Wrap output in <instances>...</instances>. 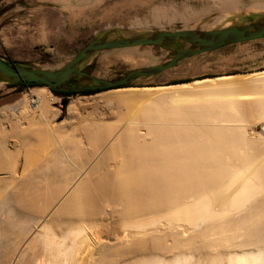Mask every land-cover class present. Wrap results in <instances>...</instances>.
<instances>
[{"label": "bare ground", "instance_id": "1", "mask_svg": "<svg viewBox=\"0 0 264 264\" xmlns=\"http://www.w3.org/2000/svg\"><path fill=\"white\" fill-rule=\"evenodd\" d=\"M214 2L202 27L264 13ZM32 91L0 111V264H264V73L116 89L70 129Z\"/></svg>", "mask_w": 264, "mask_h": 264}, {"label": "rangeland", "instance_id": "2", "mask_svg": "<svg viewBox=\"0 0 264 264\" xmlns=\"http://www.w3.org/2000/svg\"><path fill=\"white\" fill-rule=\"evenodd\" d=\"M214 1L0 0V55L7 60L16 61L29 67L57 70L70 62L83 47L95 38H118L126 33H151L160 30L176 31L221 27L222 25L217 24L213 26L210 24L207 26L208 28L201 26L216 15L215 11H210L215 4ZM238 2L239 7L245 10L252 4L264 2V0H238ZM158 13H161L162 17L160 21L155 22L154 16ZM262 16L264 13L246 15L241 23H253ZM166 17L173 19L169 22V20H165ZM195 21L198 22L194 23ZM184 46L182 43H174L161 46L146 45L105 49L92 55L81 68L95 77L109 80L118 79L133 69L167 62ZM130 51L137 52L131 55L134 56V59H123L122 53ZM147 54L153 56L156 61L154 63L145 61ZM251 73H264V38L227 45L214 51L183 59L170 69L156 75L138 78L129 84V87L123 88L169 86L198 79H215L220 76ZM72 83L75 85L94 84V81L90 76H76L72 78ZM36 87H47L56 98L52 105L59 112L57 122H62L63 129L81 128L83 124L89 125L99 117V112L103 109L111 119L113 118L112 120L119 117L115 111L121 107L111 110L112 108L105 107L107 106L105 101L99 99L120 88L65 93L59 90L54 92L47 85H14L2 80H0V111L8 104L19 101L24 94H28L30 106L35 109L34 114L37 115L39 113L36 109L38 97L32 91ZM78 98H82L85 104L81 106L75 104L74 101ZM65 100L66 103H64ZM99 107L100 109H98ZM113 109L115 108L113 107ZM122 109L126 110L124 106ZM101 116L106 118V115ZM263 126L264 124H256V128L252 126L249 131L255 129V132H262L264 131ZM13 140L10 138V143H13L14 147L18 140L14 141L15 143ZM16 145L15 150L19 144ZM28 145L30 150L32 145ZM19 147L24 149L22 146ZM261 147L262 145H258V148ZM14 149L12 148V152L15 153ZM18 149L15 154L16 158L24 157L21 149ZM14 153L12 154L15 158Z\"/></svg>", "mask_w": 264, "mask_h": 264}, {"label": "water", "instance_id": "3", "mask_svg": "<svg viewBox=\"0 0 264 264\" xmlns=\"http://www.w3.org/2000/svg\"><path fill=\"white\" fill-rule=\"evenodd\" d=\"M264 38V16L253 23L233 24L221 28L181 29L176 31L160 30L151 33H138L118 38H95L83 47L73 59L57 70L29 67L16 61L5 59L0 55V80L8 83L30 85H47L52 90L64 92H82L129 87L141 77L159 74L177 65L181 60L195 55L214 51L227 45L237 44ZM184 43L169 61L129 71L118 79H104L89 75L82 70L81 64L105 49L126 48L135 46ZM76 76H90L94 84L72 83ZM66 103V100L64 101Z\"/></svg>", "mask_w": 264, "mask_h": 264}, {"label": "trees", "instance_id": "4", "mask_svg": "<svg viewBox=\"0 0 264 264\" xmlns=\"http://www.w3.org/2000/svg\"><path fill=\"white\" fill-rule=\"evenodd\" d=\"M24 83H17V84H14V85H22ZM54 92H57L56 90H53ZM84 92H88V91H84ZM65 93H75V92H65Z\"/></svg>", "mask_w": 264, "mask_h": 264}]
</instances>
